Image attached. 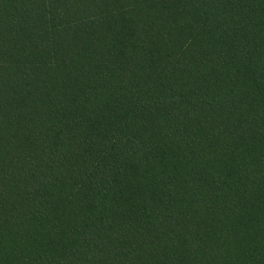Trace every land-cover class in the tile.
Instances as JSON below:
<instances>
[{"label":"trees","instance_id":"obj_1","mask_svg":"<svg viewBox=\"0 0 264 264\" xmlns=\"http://www.w3.org/2000/svg\"><path fill=\"white\" fill-rule=\"evenodd\" d=\"M0 264H264V0H0Z\"/></svg>","mask_w":264,"mask_h":264},{"label":"rangeland","instance_id":"obj_2","mask_svg":"<svg viewBox=\"0 0 264 264\" xmlns=\"http://www.w3.org/2000/svg\"><path fill=\"white\" fill-rule=\"evenodd\" d=\"M36 71L42 77L58 75H81L89 76L91 68L89 66H37V67H11L0 66V71Z\"/></svg>","mask_w":264,"mask_h":264}]
</instances>
